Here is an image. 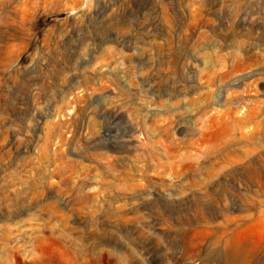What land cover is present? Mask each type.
Returning <instances> with one entry per match:
<instances>
[{
  "label": "rangeland",
  "instance_id": "rangeland-1",
  "mask_svg": "<svg viewBox=\"0 0 264 264\" xmlns=\"http://www.w3.org/2000/svg\"><path fill=\"white\" fill-rule=\"evenodd\" d=\"M0 264H264V0H0Z\"/></svg>",
  "mask_w": 264,
  "mask_h": 264
}]
</instances>
